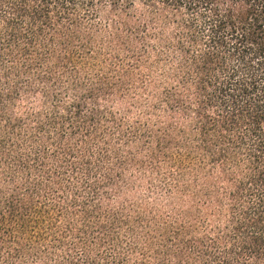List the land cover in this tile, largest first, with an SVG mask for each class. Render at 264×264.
<instances>
[{
	"label": "trees",
	"instance_id": "16d2710c",
	"mask_svg": "<svg viewBox=\"0 0 264 264\" xmlns=\"http://www.w3.org/2000/svg\"><path fill=\"white\" fill-rule=\"evenodd\" d=\"M0 264H264V0H0Z\"/></svg>",
	"mask_w": 264,
	"mask_h": 264
}]
</instances>
